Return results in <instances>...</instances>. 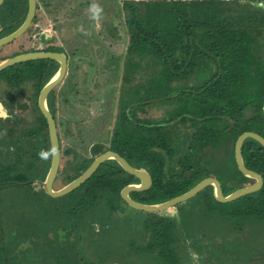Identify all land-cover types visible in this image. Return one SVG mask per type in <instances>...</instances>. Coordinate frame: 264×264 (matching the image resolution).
Returning a JSON list of instances; mask_svg holds the SVG:
<instances>
[{
	"label": "trees",
	"instance_id": "1",
	"mask_svg": "<svg viewBox=\"0 0 264 264\" xmlns=\"http://www.w3.org/2000/svg\"><path fill=\"white\" fill-rule=\"evenodd\" d=\"M117 2L113 21H118L110 24L127 35L121 85H144L145 92L119 110L110 149L152 178L150 188L132 191L130 196L159 203L208 176L220 181L225 195L254 182L239 170L234 147L244 131L264 136V5L255 6V0ZM27 11L28 0H4L0 37L19 27ZM35 20L36 16L33 24ZM52 63L51 59H35L13 67L22 68L17 73L20 78L31 76L44 83L55 73ZM13 67L0 75L9 79ZM154 104L163 107L160 117L149 114ZM42 121L46 130L37 137L46 145L44 117ZM26 145L24 133L16 151L0 158V264L120 262L114 260L117 255L99 248L110 231L106 226L111 225V211L128 205L120 190L139 179L108 159L79 187L52 197L33 184L34 178L44 180L46 171L33 170ZM46 147L50 148L49 143ZM242 156L249 169L262 175L260 189L229 202L216 200L212 185L195 196H200L211 217L229 219L239 228L249 221L264 226V146L247 137ZM35 158H39L37 153ZM92 159L68 173L67 182L80 175ZM148 213L144 220L146 250L168 264H177L178 253L172 246L181 224L175 216ZM93 248L100 253L93 254Z\"/></svg>",
	"mask_w": 264,
	"mask_h": 264
},
{
	"label": "rangeland",
	"instance_id": "2",
	"mask_svg": "<svg viewBox=\"0 0 264 264\" xmlns=\"http://www.w3.org/2000/svg\"><path fill=\"white\" fill-rule=\"evenodd\" d=\"M114 1L119 0H36L34 24L13 43L0 49L3 55L30 46L34 40L39 41L36 39L39 34L50 31L54 42L62 44L70 55V66L63 80L65 85L59 86L64 89L60 92L65 99L63 107L59 106V110L65 109L60 117L64 152L54 189L68 183L66 177L72 173V166L89 157L86 147L91 141L106 139L109 142L113 132L107 129L115 130L120 120L119 110L145 92L144 85H121L127 35L110 24L118 4ZM255 1V6L264 5L263 0ZM93 4L101 9L98 19L92 18ZM73 83L80 87L79 93L72 92ZM148 111L157 118L162 115L163 107L154 104ZM108 120L112 122L108 124ZM71 151L78 154L73 156ZM199 198L193 196L180 203V212L176 206L156 212L175 216L181 224L172 246L178 253L177 264H264V258H258L264 254V226L249 221L239 228L229 219L211 217ZM148 214L124 203L122 209L111 211L113 226H106L110 231L105 233L99 249L117 255L114 260L120 262L112 260L107 264H168L145 248L148 237L144 220ZM98 252V248L92 249L93 254Z\"/></svg>",
	"mask_w": 264,
	"mask_h": 264
},
{
	"label": "water",
	"instance_id": "3",
	"mask_svg": "<svg viewBox=\"0 0 264 264\" xmlns=\"http://www.w3.org/2000/svg\"><path fill=\"white\" fill-rule=\"evenodd\" d=\"M3 1L4 0H0V5L3 3ZM36 3H37L36 0H28V11L23 22L20 24L19 27H17L12 32L0 37V47L12 42L13 40H15L16 38H18L19 36H21L23 33L26 32V30L29 28L34 18L36 11ZM47 58L57 60L60 63L58 70L48 80L47 84L41 89L39 94V107L41 112L46 117L48 123L51 146H56L57 148V152L55 156L51 158V164L48 174L45 180L42 181V186L48 195L52 197H60L62 195L71 192L72 190L79 187L82 183H84L98 169L101 163H103L108 159L115 160L126 172L132 174L133 176L139 179L138 183H129L125 185L120 190V195L129 206L146 212H159L174 207L178 203H181L195 196L199 191L210 185L213 186L215 199L220 202L232 201L234 199L239 198L242 195L252 193L262 187L263 185L262 175L252 169H249L244 164L243 156H242V144L247 137H252L264 146V136L255 131H244L238 136L235 142V147H234L235 160L239 170L245 176L253 178L254 182L244 185L230 192L227 195L223 193L220 181L214 176H208L200 180L197 184H195L192 188H190L186 192L174 196L165 201L159 203H144L137 201L130 196V193L132 191H144L150 188L152 184V178L145 169L137 168L133 166L123 156H121L119 153L113 150H106L98 154L80 175H78L76 178L66 183L61 188L54 189L53 182L56 177L60 163V148L58 143L55 120L50 110L47 107L46 98L49 91L54 86H56V84H58L63 80L67 71V58L63 52H58V51H29V52L19 53L17 55L8 57L3 61H1L0 71H2L8 66L20 62L35 60V59H47ZM262 109L264 116V104Z\"/></svg>",
	"mask_w": 264,
	"mask_h": 264
},
{
	"label": "flooded vegetation",
	"instance_id": "4",
	"mask_svg": "<svg viewBox=\"0 0 264 264\" xmlns=\"http://www.w3.org/2000/svg\"><path fill=\"white\" fill-rule=\"evenodd\" d=\"M37 9H38V5L36 3V11ZM36 11H35L34 16H36ZM32 24L33 22L31 23V25ZM31 25L29 26V28L31 27ZM53 36L54 35L50 33V31H45L39 34L38 37H36V39L39 40L37 43L34 40L30 46L20 47V48H17L16 50L10 51L7 54L0 55V62L8 57H12L19 53H24V52H29V51L63 52L67 58V71L64 76L65 78L68 73L69 66H70V55L68 54V51L65 50L63 46H61L62 44L59 45L54 42ZM15 40H13L12 42L8 44L13 43ZM6 45L1 46L0 49ZM49 47L58 48V49L48 50L47 48ZM51 60H53L52 66L54 67L56 66V69H55V72H56L60 66V63L57 60H54V59H51ZM8 67H13V65L8 66ZM8 67H6L5 69H7ZM5 69H3L2 71H4ZM21 70L22 68L20 67H13L12 69H10L9 79L4 78L0 75V106H3L2 110L5 113L4 116H0V158L2 154H5L7 152H12V153L15 152L16 151L15 146L18 144L19 139L22 138L23 134L25 133L27 135V145H26L27 147L24 149V151L27 154L29 160L31 159L33 163L35 164V167L33 170L38 174L39 172L41 171L43 172V170H45L46 172H45L44 178H46L49 168H50L51 158L47 160H43L41 158H35V154L38 153L41 149H48L46 147L48 143L50 147H52L51 142H50V137H49L48 123H47L46 117L41 112L40 107H39L40 91L47 84L48 81L41 83L38 80L33 79L31 76H27L24 79H22L20 78L21 76H17V73H20ZM63 80L59 82L58 84H56V86H54L49 91L47 98H46L47 107L50 110L55 120L57 136H58V143H59V148H60V163H59L56 177L53 182V188L55 185V181L57 180V175L59 173V168H60L61 161H62V154L64 152L62 148V133H61L62 120L60 117H61V113H63L65 109L59 110V106L63 107V103L65 100L64 97H61L62 96L61 94H63L64 89H61L59 87L60 85H65ZM39 85H42V86L40 87ZM73 85L75 86V88L72 89V92L79 93L80 87H78L77 84L75 83H73ZM57 88H60L59 91H56ZM60 91H63V92H60ZM139 114H141L140 116H142V112H139ZM41 116L44 117L46 121V126H47L46 135L48 137V141L46 142V145H41L37 137L38 134L40 135L43 131L46 130L43 126V121H42ZM111 122L112 120H108V124H110ZM107 131H110V133L113 132L111 128H108ZM112 134L110 135V139L108 140L109 142H107L106 139L105 140L99 139L96 141H91L90 144H88L86 147V152L89 154V157H87L86 159L91 158V157H93L94 159L98 155V154L93 155L96 150H102L100 153L106 150H111L110 141L112 138ZM79 150L77 152H79ZM71 152L73 156L78 154L76 151H71ZM86 159L78 161L76 165L74 164L72 166V171L74 170L75 167H79V165ZM46 161H48V163ZM44 180L40 178H34L33 184H36L38 185V187L43 188L42 181ZM213 192H214V189H213Z\"/></svg>",
	"mask_w": 264,
	"mask_h": 264
},
{
	"label": "clouds",
	"instance_id": "5",
	"mask_svg": "<svg viewBox=\"0 0 264 264\" xmlns=\"http://www.w3.org/2000/svg\"><path fill=\"white\" fill-rule=\"evenodd\" d=\"M91 13H92V18L93 19H98L99 18V15H100V12H101V9L98 7V5H95L93 4L92 8L90 9ZM2 107L3 106H0V116H4L5 113L4 111L2 110ZM57 152V148L56 146H52L50 147L49 149H41L37 155L39 158L43 159V160H47L49 158H52L55 156Z\"/></svg>",
	"mask_w": 264,
	"mask_h": 264
}]
</instances>
